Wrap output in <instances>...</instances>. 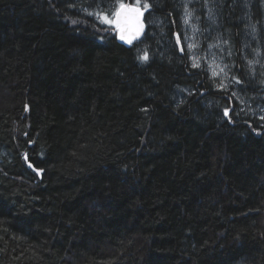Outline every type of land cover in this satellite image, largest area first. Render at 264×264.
Returning a JSON list of instances; mask_svg holds the SVG:
<instances>
[{
	"label": "trees",
	"instance_id": "obj_1",
	"mask_svg": "<svg viewBox=\"0 0 264 264\" xmlns=\"http://www.w3.org/2000/svg\"><path fill=\"white\" fill-rule=\"evenodd\" d=\"M120 2L0 0V264H264V0Z\"/></svg>",
	"mask_w": 264,
	"mask_h": 264
},
{
	"label": "snow or ice",
	"instance_id": "obj_2",
	"mask_svg": "<svg viewBox=\"0 0 264 264\" xmlns=\"http://www.w3.org/2000/svg\"><path fill=\"white\" fill-rule=\"evenodd\" d=\"M148 8L149 5L147 3L141 5L140 0H137L135 7L126 6L124 3L120 2L114 10L105 11L101 9L98 12H89L88 15L96 16L101 23L113 25L114 29L120 34L119 38L126 41L128 44H132L133 40L143 31L144 25L141 21V17L144 14V10ZM85 11L87 10L85 9ZM72 22L77 23V21ZM184 22L188 23V19L186 18ZM177 41L179 42V37ZM189 47H192V45H189ZM137 58L141 61H147L149 59L147 52ZM193 66L198 67V64L194 62ZM221 71H223V69H221ZM213 75L215 76L217 73L213 71ZM224 114L227 116L228 111L225 110ZM262 119H264V117H262Z\"/></svg>",
	"mask_w": 264,
	"mask_h": 264
},
{
	"label": "rangeland",
	"instance_id": "obj_3",
	"mask_svg": "<svg viewBox=\"0 0 264 264\" xmlns=\"http://www.w3.org/2000/svg\"><path fill=\"white\" fill-rule=\"evenodd\" d=\"M188 29H190L189 24H188ZM191 29H192V32H193V28H191ZM191 29H190V31H191ZM193 49L197 50L196 47L192 48V50ZM206 59L209 61L208 63L210 64L212 71H215L217 74L223 73V71L225 69V65L223 64L222 59L219 58V60H218L216 58V56L213 57L210 54H207ZM215 60H217L218 62H216ZM221 69H223V71H221Z\"/></svg>",
	"mask_w": 264,
	"mask_h": 264
},
{
	"label": "bare ground",
	"instance_id": "obj_4",
	"mask_svg": "<svg viewBox=\"0 0 264 264\" xmlns=\"http://www.w3.org/2000/svg\"><path fill=\"white\" fill-rule=\"evenodd\" d=\"M128 4V3H127ZM198 5V4H197ZM201 5V4H200ZM152 9V8H151ZM149 11H151V10H149ZM146 13H148L147 12V10H146ZM199 13V12H198ZM149 14H150V12H149ZM144 22H145V24H146V28H145V31L143 32V34L140 36V37H138V38H136V39H134L133 40V42H132V44L134 43V42H136L137 40H140V39H142L143 38V36L145 35V32H146V29H147V23H146V20L144 19ZM148 22V21H147ZM200 22V21H199ZM200 23H202V22H200ZM202 25V24H201ZM119 32H118V38H119ZM119 41L121 42V43H123V44H125V45H127V46H131L132 44H128V43H126V41H123V40H121L120 38H119ZM227 107V106H226ZM229 108V107H228ZM231 108H232V106H231ZM226 109V108H225ZM230 118V117H229ZM231 119V118H230Z\"/></svg>",
	"mask_w": 264,
	"mask_h": 264
},
{
	"label": "water",
	"instance_id": "obj_5",
	"mask_svg": "<svg viewBox=\"0 0 264 264\" xmlns=\"http://www.w3.org/2000/svg\"><path fill=\"white\" fill-rule=\"evenodd\" d=\"M126 6L135 7L136 5H132V4L127 5V4H126ZM145 16H146V10H144V14H143V16L141 17V21H142V23H143V25H144V28H143L142 33H141L138 37H140V36L143 34V32L145 31V28H146V24H145V22H144ZM138 37H137V38H138Z\"/></svg>",
	"mask_w": 264,
	"mask_h": 264
}]
</instances>
